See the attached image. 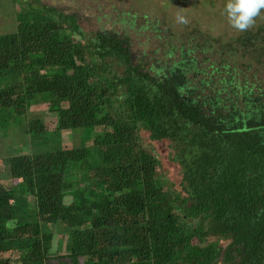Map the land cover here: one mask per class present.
Instances as JSON below:
<instances>
[{"label": "trees", "instance_id": "1", "mask_svg": "<svg viewBox=\"0 0 264 264\" xmlns=\"http://www.w3.org/2000/svg\"><path fill=\"white\" fill-rule=\"evenodd\" d=\"M14 1L0 126L46 102L57 131L100 130L94 162L87 146L0 158V264H264V13L229 39L190 31L150 61L124 35ZM24 127L45 143L42 118ZM148 142L176 148L181 191Z\"/></svg>", "mask_w": 264, "mask_h": 264}, {"label": "rangeland", "instance_id": "2", "mask_svg": "<svg viewBox=\"0 0 264 264\" xmlns=\"http://www.w3.org/2000/svg\"><path fill=\"white\" fill-rule=\"evenodd\" d=\"M22 3L25 7L52 6L60 12L74 15L87 35L103 30L124 35L130 42L132 52L134 54L144 52L149 56L150 61L151 58H157L163 49L171 45H180L186 40L187 33L193 30L226 39L240 33L228 23L225 13L227 0H23ZM18 4L20 3H15L14 0H0V33L13 30L16 12L20 8ZM177 14L186 16L189 23L186 25L177 23ZM262 18H259V21ZM259 21L256 18L251 29L256 28ZM29 112L27 116L7 115L3 116L5 120L1 118L0 158L30 151L87 146L91 150V162L97 160L92 145L93 136L99 132V127L57 131L55 129L57 114L49 110L46 102L32 105ZM32 116L42 118L47 124L48 138L42 145L31 146L28 135L23 133L24 124L26 125L27 120ZM146 144L161 161L167 187L181 191L180 166L174 159L176 148L168 142ZM0 170L2 174L3 166H0ZM80 174L73 173L71 180L78 179L79 176L81 178L88 176V172ZM65 179L69 181L70 178L67 175ZM1 181L5 185L11 183L8 177ZM72 199V195L64 197L67 203ZM64 240V235H58L56 246L61 253L66 251L63 249ZM53 264L59 263L54 261ZM70 264H79V262Z\"/></svg>", "mask_w": 264, "mask_h": 264}, {"label": "clouds", "instance_id": "3", "mask_svg": "<svg viewBox=\"0 0 264 264\" xmlns=\"http://www.w3.org/2000/svg\"><path fill=\"white\" fill-rule=\"evenodd\" d=\"M262 11H264V0H227L225 5L228 23L240 32L249 30ZM176 22L186 25L189 20L186 16L177 14Z\"/></svg>", "mask_w": 264, "mask_h": 264}]
</instances>
